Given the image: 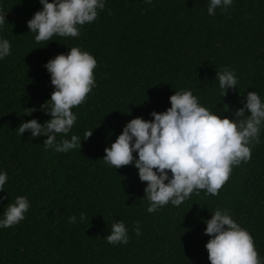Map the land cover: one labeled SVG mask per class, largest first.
<instances>
[{
    "label": "trees",
    "instance_id": "trees-1",
    "mask_svg": "<svg viewBox=\"0 0 264 264\" xmlns=\"http://www.w3.org/2000/svg\"><path fill=\"white\" fill-rule=\"evenodd\" d=\"M0 264H264V0H0Z\"/></svg>",
    "mask_w": 264,
    "mask_h": 264
}]
</instances>
